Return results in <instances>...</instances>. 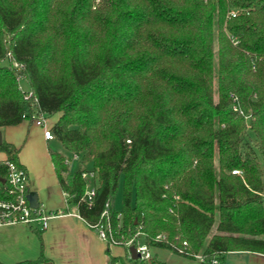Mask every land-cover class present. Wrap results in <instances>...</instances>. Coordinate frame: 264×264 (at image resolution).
<instances>
[{"label": "trees", "instance_id": "1", "mask_svg": "<svg viewBox=\"0 0 264 264\" xmlns=\"http://www.w3.org/2000/svg\"><path fill=\"white\" fill-rule=\"evenodd\" d=\"M39 114L97 173L89 205L84 169L50 151L88 226L121 184L116 245L139 232L188 259L264 254V0H0V128ZM0 151L1 179L21 164L3 138ZM10 264L54 263L40 251Z\"/></svg>", "mask_w": 264, "mask_h": 264}, {"label": "crops", "instance_id": "2", "mask_svg": "<svg viewBox=\"0 0 264 264\" xmlns=\"http://www.w3.org/2000/svg\"><path fill=\"white\" fill-rule=\"evenodd\" d=\"M56 118V115L48 121L46 118V126L50 128ZM0 130L2 138L18 149V161L28 173L29 190L36 193L39 209L45 215L52 214L46 228L39 232L34 225L25 223L0 225V262L32 260L41 251L54 264H107L105 242L77 214L76 206L66 199L58 182L50 158L54 138L46 139L43 128L28 120ZM6 158V153L1 151L0 161ZM221 264H264V254L229 251Z\"/></svg>", "mask_w": 264, "mask_h": 264}, {"label": "built area", "instance_id": "3", "mask_svg": "<svg viewBox=\"0 0 264 264\" xmlns=\"http://www.w3.org/2000/svg\"><path fill=\"white\" fill-rule=\"evenodd\" d=\"M230 13L234 14V11H231ZM12 64L17 69L21 68V65L15 61H12ZM21 79L22 76L18 75L17 81L20 82ZM19 88L22 92L23 99H30L32 102L35 101V96L30 88H22L20 83ZM234 109H236V107H234ZM33 117L34 123L43 128L44 137L46 139H53L54 136L51 129L46 126L45 116L39 114L37 116L33 115ZM71 157L80 159L78 154H72ZM68 163L69 160H67V164ZM5 165L6 175L3 177L4 181H0V225L25 223L28 225H34L39 230L45 229L47 219L49 216H52V214L45 215L41 212L39 206L37 208L30 206L27 198V195L30 192L27 171L23 166L14 161L6 160ZM232 172L237 173L238 171L233 170ZM81 176L87 180L85 191L81 199L90 205L95 194L97 173L93 169H84ZM64 195L67 196L65 192ZM111 205V200L106 201L104 208L100 213V220L97 223L90 225V227L96 231L98 237L103 241H106L108 245L119 243L113 235L114 231L108 211ZM117 218H120V214H117ZM123 245H134L137 252L140 254V258L151 257L147 250L148 247L143 242L134 240V238L130 241L126 240ZM196 258L203 259L200 256H196ZM210 260L212 264H221L217 257H212Z\"/></svg>", "mask_w": 264, "mask_h": 264}, {"label": "rangeland", "instance_id": "4", "mask_svg": "<svg viewBox=\"0 0 264 264\" xmlns=\"http://www.w3.org/2000/svg\"><path fill=\"white\" fill-rule=\"evenodd\" d=\"M9 58V57H8ZM9 63L8 60H4L2 64L7 65ZM12 63V60H11ZM13 65V64H12ZM20 85L22 88H27V84L25 83L24 79L20 80ZM57 116V115H56ZM47 118V121L50 120L48 116H45ZM51 149L54 150H59L68 156H70L69 163H68V168H69V173H73L75 170L78 168L82 169H92V166L89 162L83 163L81 161V158H73L66 150L63 149L61 146L60 142L57 139L51 140ZM1 152V151H0ZM3 152V151H2ZM260 160V158H259ZM263 168V177H264V165L262 164ZM121 196H122V188L121 184L118 186L116 193L114 194L112 198V204L114 209L119 210L121 207ZM215 225L211 229V233L215 232ZM138 240L140 242H143V238L141 233H135L133 237L129 238L128 241L132 240ZM105 242V250L109 248L110 254L112 256H116L118 259L114 264H135L133 260L130 258L129 252H128V246L127 245H116V244H110L108 245ZM150 256H154L155 258L159 259L160 261H163L165 264H212L210 259H197L196 261H191L187 260L186 258H182L180 256L174 255L169 252V250L166 249H160V248H153V247H148L147 248Z\"/></svg>", "mask_w": 264, "mask_h": 264}, {"label": "water", "instance_id": "5", "mask_svg": "<svg viewBox=\"0 0 264 264\" xmlns=\"http://www.w3.org/2000/svg\"><path fill=\"white\" fill-rule=\"evenodd\" d=\"M1 142H2V133L0 130V144H1ZM0 181L3 182L4 181L3 178H1ZM27 198H28L30 206H32L34 208H37L39 206L37 195L35 192H32V191L29 192L27 195ZM128 252H129L130 258L133 260L140 257V254L137 252L136 247L134 245L128 246Z\"/></svg>", "mask_w": 264, "mask_h": 264}]
</instances>
